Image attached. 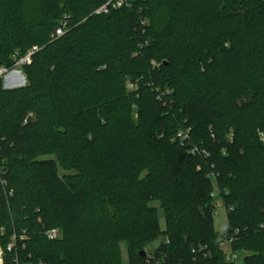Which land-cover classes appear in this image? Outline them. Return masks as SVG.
<instances>
[{
  "label": "trees",
  "instance_id": "1",
  "mask_svg": "<svg viewBox=\"0 0 264 264\" xmlns=\"http://www.w3.org/2000/svg\"><path fill=\"white\" fill-rule=\"evenodd\" d=\"M108 1L0 0V66L41 48L25 86L0 79L3 264H120L123 242L130 264H152L140 252L161 236L163 264H229L221 240L236 232L231 250L264 264V0L95 14Z\"/></svg>",
  "mask_w": 264,
  "mask_h": 264
},
{
  "label": "built area",
  "instance_id": "2",
  "mask_svg": "<svg viewBox=\"0 0 264 264\" xmlns=\"http://www.w3.org/2000/svg\"><path fill=\"white\" fill-rule=\"evenodd\" d=\"M128 4L127 0H109L106 4H104L103 6H101L96 12L95 14L100 15V13H104L107 14L109 13V11L111 9H120L123 8L124 6H126ZM67 26H68V22L63 21L58 28L55 30L54 34L52 35L51 39L52 41H56L58 40L59 37L64 36L67 32ZM41 50L40 47L38 46H33L26 54L21 55L18 51L13 55V63L14 66L12 68H8L6 66H0V79H5L7 78V76L11 75L12 73H16L19 69L23 70L24 67L26 66H30V64H32V58L35 55V53L39 52ZM156 65V64H155ZM129 89L132 90L134 87L133 85H128ZM33 117V113L32 114H28V116L26 117V121L25 123H27L29 120H31ZM191 132H192V128H181L176 135L175 140L180 142L181 145L183 147H186L188 149V152L191 155H196L199 154L200 151L199 149L193 145V143L191 142ZM230 140H232V135H230ZM260 139L262 140V142H264V133L262 132L260 134ZM201 154L203 156H209L208 152L203 150L201 151ZM210 178L215 182L216 180V176L214 174L210 175ZM216 195V191H213L211 196L212 198H214ZM50 239L51 238H58L60 236V231L58 229H54L51 230V232L48 233ZM238 234V232H236L234 235L231 236H226L224 237V239H222V243H221V247L224 249L226 247L224 246H230L235 242V236ZM229 247V248H230ZM194 253V252H193ZM225 255H226V261L228 263H234L237 258L239 257V255L235 252H233L231 250V248L229 250L226 249L225 251ZM161 262V259H159L158 263Z\"/></svg>",
  "mask_w": 264,
  "mask_h": 264
},
{
  "label": "rangeland",
  "instance_id": "3",
  "mask_svg": "<svg viewBox=\"0 0 264 264\" xmlns=\"http://www.w3.org/2000/svg\"><path fill=\"white\" fill-rule=\"evenodd\" d=\"M27 84V77H25L23 70H18L16 73H12L11 75L7 76V78L4 79V87L7 89H17L18 87H23ZM62 175V172H61ZM214 191H216V195L213 198L214 204H215V210H214V227L217 232L223 233L225 230H227L228 227V212L227 208L223 202V199L220 196V192L218 190V187L214 186ZM153 206L157 208V215H159V226L162 231H166V215H164L163 210L161 209L159 202H154ZM167 238V237H166ZM166 238L161 236L157 240H154L150 246L146 248V253L149 258V262L152 264H163L165 262L164 256L161 257V253L163 250L164 242L166 241ZM223 247V246H222ZM227 250H229L230 246H224ZM120 253H121V263L120 264H130L129 259V253H128V245H126L125 242L120 244ZM155 255H159L160 258H162L161 262L158 263V259L154 260L153 257ZM239 257L234 263L229 264H244V255L240 252L238 253ZM0 264H3V251L0 249ZM29 264V263H28Z\"/></svg>",
  "mask_w": 264,
  "mask_h": 264
},
{
  "label": "water",
  "instance_id": "4",
  "mask_svg": "<svg viewBox=\"0 0 264 264\" xmlns=\"http://www.w3.org/2000/svg\"><path fill=\"white\" fill-rule=\"evenodd\" d=\"M140 256H141V257H146V256H147L146 251H145V250L141 251V252H140Z\"/></svg>",
  "mask_w": 264,
  "mask_h": 264
}]
</instances>
